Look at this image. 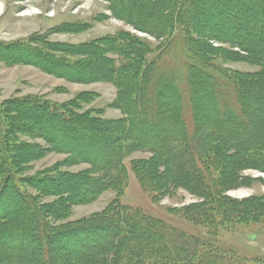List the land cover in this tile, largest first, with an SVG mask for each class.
Listing matches in <instances>:
<instances>
[{
    "label": "trees",
    "instance_id": "16d2710c",
    "mask_svg": "<svg viewBox=\"0 0 264 264\" xmlns=\"http://www.w3.org/2000/svg\"><path fill=\"white\" fill-rule=\"evenodd\" d=\"M128 5L131 22L151 16L147 11V16L140 17L137 6ZM165 9L168 15L157 17L153 24L158 36L170 40L162 53L145 60V47L136 37L122 32L115 38L114 52L124 60L110 69L95 64L82 73L79 63L67 57L59 45L49 43L45 35H37L33 46L26 42L0 43V61L6 65L56 66L77 77L97 75L112 83L118 89L116 104L125 116L123 127L109 132L105 127L109 124L82 119L70 111L71 104L60 105L39 97L0 103V240L8 235L16 241L10 252L0 248V264H33L29 255L37 248L41 261L35 264H53L51 250L56 237L79 243L84 264H248L245 258L212 241L117 201L83 226L81 223L63 235L52 234L43 210L25 191L20 178L19 171L35 157L34 150L20 144L19 133L39 136L55 152L67 154L69 160L90 164L88 172L78 176L53 178L45 174L27 181L44 194L58 193L78 202L125 189L129 177L124 161L132 151L152 155L147 161H132L133 171L148 190L160 194V182L165 190L179 186L209 201L220 200L218 206L223 201L231 202L221 192L225 158L239 156L242 163L253 164L257 157L261 160L255 164L259 162L264 169V83L258 85V78L220 72L200 48L195 28L203 21L231 24L228 30H222L223 39L231 40L254 62L260 59L264 63V55L251 49V45L264 46V4L256 0H173L154 12L158 15ZM197 13L206 20L194 19ZM241 29L244 35L237 34ZM168 58L174 62L171 66ZM91 123L103 127L104 132ZM149 177L153 182H148ZM22 204L24 215L17 221L9 214ZM207 207L197 204L185 213L196 223L207 220L210 226H216L218 220L223 223V215L242 222L264 218V197L225 209L218 207L222 210L219 218L218 212H210ZM142 236L150 239L141 242Z\"/></svg>",
    "mask_w": 264,
    "mask_h": 264
},
{
    "label": "rangeland",
    "instance_id": "374dc122",
    "mask_svg": "<svg viewBox=\"0 0 264 264\" xmlns=\"http://www.w3.org/2000/svg\"><path fill=\"white\" fill-rule=\"evenodd\" d=\"M172 1L116 0L114 3L117 4H114L109 0H0V43L26 42L31 46L37 35H45L49 43L59 45L68 54L67 57L79 63L78 65L81 66L79 70L86 73L90 68H94L95 64H97L96 67L106 66L109 69L120 65L124 59L114 52L115 38L120 33L127 32L136 37L137 42L145 47L143 56L145 60H149L158 57L157 55L162 53V49L170 41L164 37L165 35L158 36L153 29V24L157 23V17L163 16L166 9L158 15L154 11L157 7L172 4ZM256 1L264 4V0ZM130 3L133 7L137 6L139 14H142L140 17L145 14L147 16L146 12L150 11L151 19L147 16L142 20L138 18L131 22V15L128 14L131 13L128 9L130 6H126ZM165 15L168 14L165 13ZM152 18H155L154 22H150ZM194 19L206 20L203 14L198 15V13L194 14ZM227 19L229 21V18ZM206 22H201L203 24L195 28L202 44L200 48L205 49L207 60L224 74L247 76L248 79L258 78L259 83H264L263 61L259 59V62H254L247 52L235 47L231 40L223 39L224 37L220 35L222 30H228L231 24L220 26L214 23L216 21H209V24ZM241 33L243 34L244 30L237 32V34ZM251 49L260 53V56L264 55V46L251 45ZM166 60L170 66L174 63L170 58ZM44 67L40 68L32 64L14 67L0 61V103H12L15 99L25 97H39L60 105L71 104L70 111L82 119L109 124L105 125L106 131L111 132L114 128L123 127L125 116L115 101L118 93L115 85L97 78V75L87 78L77 77L76 73L73 75L64 72L56 66L46 65ZM259 83L257 84L261 85ZM91 124L104 132L103 127ZM18 135L20 144L34 150L35 157L19 171L20 178L25 182V191L43 210L45 223L51 228L52 234L61 233L63 235L69 229L78 228L81 223L83 226L84 223L100 216L117 201L131 208L141 209L187 234L212 241L220 245L222 249L245 258L248 264H264V218L242 222L233 219L234 217L223 215V223L218 220L216 226H210L207 220L203 219L196 223L185 213L191 206L207 204V210L218 212L219 218L222 212L220 208L225 209L231 207L232 204L236 205L237 202L264 197V169L259 162L255 164V161L261 160L260 158L254 157L253 164L251 162L242 163L239 156L233 159L225 158L221 192L231 202L223 201L220 206H218L220 200L209 201L208 198L179 186L165 190L166 186L157 182V189L160 190L161 195L148 190L147 187L141 185L137 174L133 171L132 161H147L152 155L148 152L133 151L124 161L129 177L125 189L121 192L107 191L95 199L78 202L76 199L75 201L58 193L44 194L40 189L29 185L27 181L30 178H42L45 174L53 178H58L62 174H67L68 177L78 176L88 172L90 164L69 160L67 154L55 152L49 143L39 136L31 137L22 133ZM147 180L153 182L151 177ZM21 206L23 207L24 204ZM22 207L9 215H13L17 221L21 220L23 218L21 215L25 210V206L23 210ZM58 212L62 213L58 214ZM223 214H225L224 211ZM8 237L6 235L0 240V248H6L5 250L10 252L12 250L10 246L16 244V241L11 239V236ZM53 239L51 250L53 264H84V253L77 247L79 243L74 245L72 238L69 240L66 238V241L63 239L60 241L58 237ZM148 239L150 238L147 236L139 237L141 242ZM38 251V248L30 251L32 253L29 258L34 261L33 264L41 261Z\"/></svg>",
    "mask_w": 264,
    "mask_h": 264
}]
</instances>
